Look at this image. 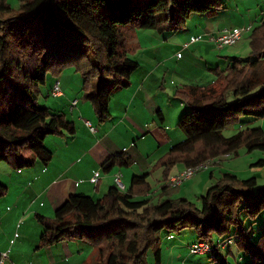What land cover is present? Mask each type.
Returning a JSON list of instances; mask_svg holds the SVG:
<instances>
[{"label": "trees", "instance_id": "obj_1", "mask_svg": "<svg viewBox=\"0 0 264 264\" xmlns=\"http://www.w3.org/2000/svg\"><path fill=\"white\" fill-rule=\"evenodd\" d=\"M19 1L20 8L15 10L0 0V162L7 161L16 169L31 167L38 159L44 163L52 159L44 143L48 135L76 132L64 114L39 104V86L46 83L50 71L75 64L86 78V97L104 122L111 117L112 95L130 85L140 66L131 56L137 48L131 42L134 30L182 31L193 14H206L224 5L222 0ZM246 26L251 27L248 61L237 58L227 70H216L217 78L209 86L177 91L189 109L179 120L184 139L173 144L154 167L164 168L166 180L178 162L193 166L238 153L243 145L249 151L264 150L260 127L224 135L229 122L241 115L264 118V76L257 71L264 62V19L255 27ZM91 77L97 81L87 84ZM229 92L235 101L227 99ZM132 162L122 151L106 160L103 168L109 172ZM255 165L264 166V159ZM147 177L135 174L129 187L120 190L114 185L104 198L72 194L53 218L37 214L43 227L37 247L72 239L73 232L80 230L97 252L95 264H150L146 256L150 247L155 253L153 264H161L158 234L161 237L167 229L168 236L174 237L173 230L192 228L197 241L211 245L209 256L228 264L218 244L231 239L229 233L236 225L238 250L250 256L245 264H264V233L254 242L241 219V214L256 218L264 208V186L258 187L256 177L240 180L233 173H223L202 196L200 208L185 197L152 202L147 196L151 190ZM178 187L167 183L164 195ZM6 191L0 181V197Z\"/></svg>", "mask_w": 264, "mask_h": 264}, {"label": "crops", "instance_id": "obj_2", "mask_svg": "<svg viewBox=\"0 0 264 264\" xmlns=\"http://www.w3.org/2000/svg\"><path fill=\"white\" fill-rule=\"evenodd\" d=\"M224 8L225 5L206 14H199L200 16L195 18L197 25L194 28L186 27L178 32H152L145 41L150 42L151 46L144 45L140 30L138 33V29L133 31L132 34L135 35L133 43H137V47H140L137 53L145 55L146 61L149 62L148 66L144 67L143 61L132 56L140 66L132 74L130 85L115 91L110 100L111 117L106 121L112 119V123L100 121L93 108H82L85 103L81 104L82 100L79 97L68 93V83L62 86L58 80L62 88V94L59 96H53L51 94L53 87L51 88L48 96L58 101L56 112L64 114L67 120L75 125L76 132L70 134L66 130L60 135L46 137L45 146L53 153L48 163L38 159L33 166L23 170L16 169L10 164L3 166L0 163V181L7 186L4 195L5 205L8 202L13 205V208H4V212L0 213V224L1 221H3L2 226L4 222L7 223L0 230V252L10 251V257L4 264H95L97 252L91 243L82 238L80 230L73 232L72 239L38 248L42 225L39 224L40 228L36 226L34 231H31L30 226L35 228L33 220L37 218V214L53 218L55 210L72 194L83 193L94 198L105 195L115 185L114 178L118 173L122 174L127 187L130 186L133 175L148 174L147 180L152 188L154 183L149 175L156 176L155 189L154 191L151 189L147 196L152 198L154 195H159L163 199V187L167 184L164 168L154 167L173 144L182 141L185 137L180 130H167L165 108H177L171 95L174 96L179 86L190 84L192 80L196 85L204 87L214 83L215 79L199 81L198 77L193 75V78L189 71L192 66L191 59L197 56L199 61L205 64L204 67L202 66L204 72L210 68V65H215L213 57L217 52L220 53L222 48L210 40L211 35L224 28L245 25L225 24L227 14ZM192 36H201L202 39L190 43L187 49L181 50L182 44L188 42ZM200 42L203 43L195 45ZM211 47L213 50L209 51ZM179 51H182L181 57L176 56ZM185 52L189 53V60L184 59ZM194 53L198 55L194 56ZM170 80L177 85L176 89L175 86H169L173 89L169 94L164 92L163 97L161 95L163 92L159 90L165 88L167 91ZM174 97L179 98L177 95ZM74 100H77L76 105L72 103ZM63 102L70 103V108H60ZM79 106L81 107L78 108ZM181 106L185 107L183 102ZM77 113L81 115L78 116ZM86 120L94 123L98 128L97 133L91 131ZM176 120L179 123V117L176 116ZM97 121L100 126L96 124ZM122 151L132 157L131 166H115L112 171H105L103 163L112 155ZM222 160L223 158H220V161ZM220 165L221 162H218L213 169H221ZM184 167L185 163L178 162L170 169L169 177L177 174ZM95 174L99 176L97 185L91 181ZM10 227L13 229L9 230ZM19 229L22 230L21 234L18 232ZM16 233L19 234L17 238ZM186 238L187 240L183 239L187 243V246H184L185 264L187 262L216 264L213 262L215 259L209 262L204 255L194 257L190 252V246L197 241V237ZM175 245L178 244L173 243V246ZM226 249L231 253L234 251L230 245L222 250Z\"/></svg>", "mask_w": 264, "mask_h": 264}, {"label": "rangeland", "instance_id": "obj_3", "mask_svg": "<svg viewBox=\"0 0 264 264\" xmlns=\"http://www.w3.org/2000/svg\"><path fill=\"white\" fill-rule=\"evenodd\" d=\"M6 1L15 10H18L20 8L19 0H6ZM223 1L225 5L224 12L227 14V19L224 20L225 24L243 23L245 25H251L255 27L258 24H260L262 19H264V0H223ZM197 16H200V15L194 14L191 21L188 20L189 23L187 22L188 24L186 26L187 29L194 28L197 25V22L195 20ZM139 30L142 34L144 45L151 46L150 42H145V41L149 39V34H151L154 31H158V30L139 28L137 30V33ZM131 42L133 43V40H131ZM202 43L203 42H200L195 45L198 46V45H201ZM135 44L137 45V43ZM139 48L140 47H137L135 50H132L131 56L136 57L140 59L141 61H143L144 62L143 66L147 67L149 60L146 61L145 55L137 53ZM212 50H213V47L209 49V51H212ZM250 52H251V46H250V33H249L246 37H244L237 44L231 45V46H225L224 48L220 49V53L217 52L216 56L213 57V60H215V65L214 66L210 65V68L205 70V72L202 70V66L204 67L205 64L199 61L198 56L194 57V59H191L192 66L190 68L189 73L192 75L193 78L194 76L198 77L199 81H203V79L204 81H208L207 79H210V80L216 79L217 78L216 70L218 69L222 71L227 70L230 66L234 65L237 58L238 60L243 61V62L248 61ZM195 55H198V54L194 53V56ZM184 56H185L184 59L189 60L188 58L189 53L185 52ZM257 71L262 76H264V62L259 66ZM96 79L97 77L89 78L87 81V84H90L92 81L93 82L97 81ZM58 80L62 83V86H64L65 83L69 84L68 93L75 95L76 97H79V99L82 100L81 104L85 103V106H83L82 108H93L91 101L86 97V94H87V91L85 89L86 78L83 75L82 71L78 70L77 66L71 63L63 66L58 72L54 73L50 71L47 74L46 83L40 84L39 86L40 95L38 97V101L41 106L48 107L52 113H57L56 108H58V101L55 100L54 97L48 96V93L50 92L54 83ZM169 86H175L174 88L176 89L177 85H174L170 80L167 85L168 87L167 91H165V88H160L159 91L163 92L161 93L163 97L165 93L169 94V91L173 89V87H169ZM192 86L204 87L201 85H196L195 82L192 80L190 84L179 86L177 90L185 91L186 89ZM176 93L177 91H175L174 96H176ZM174 96L173 94L171 95L172 101L175 102V106L177 108H172V107L165 108L166 113H167V124H166L168 128L167 130L177 129V130H180L184 134L183 129L180 127L178 121L176 120V116L177 118L179 117L180 119L182 114L189 109V106L187 103H185L182 100V98L176 99ZM226 97L230 102H233L236 99V97L234 96L232 92H229L226 95ZM165 101L167 102V98H165ZM181 102L184 103L185 107L181 106ZM80 107L81 106H79L78 108ZM60 108H70V103L63 102V106H60ZM77 115L79 116L81 114L77 113ZM106 122L112 123V119L105 121V123ZM96 124L99 125V121H97ZM258 127L264 129V118H256L250 115H241L235 120L229 122V124L224 130V135L229 137V136L236 134L241 129L258 128ZM222 158L223 160L220 161L221 169H217V168L213 169V167H211L209 169L199 171L192 178L185 180V182L180 187L168 190L166 195H164L163 199L159 195H154L151 198V201L154 203H157L167 198L178 199L181 197H185L189 201L194 203L197 207L200 208L202 207V196L205 194L207 189L211 185L216 183L220 179L222 174L226 172L235 174L240 180L248 179L254 176L257 179L258 187L264 186V166L255 165V163L258 162L260 159H264V150L254 149L252 151H249L247 147L243 145L238 149V153L232 152L230 156L222 157ZM0 163H2L3 166L9 165L7 161H1ZM26 168H30V167H22L21 169L23 170ZM212 173H214V176H212ZM149 176L151 177L154 183V185L151 188L154 191L155 184L157 183L156 176L155 177L151 175ZM105 195H107V193ZM105 195H102L100 197L97 196L98 198L96 199L104 198ZM8 207L10 209L13 208L12 203L8 202L5 205L4 196L0 197V213L4 212L3 209L4 208L8 209ZM34 217H35V214H34ZM35 219L34 220L32 219L33 223L35 224V228L34 226H30L31 231L36 230V226L37 228L38 227L40 228V225H39L40 223L38 222L37 218ZM241 219L244 223V227L249 229L251 238L253 237L254 242H257L259 234L264 233V208L260 211L259 215L256 218H253L251 216H246L245 214H241ZM2 225H3V221H1L0 230H2V227H5L7 223L4 222V226ZM11 229L13 228L10 227L9 230ZM21 229L18 230L19 234L22 233L23 229L22 230ZM42 231H43V228L41 227L40 234L42 233ZM235 233H236V225H233L232 230L229 234H232L230 236L232 239V243L230 246L234 249V251L230 253L229 249L222 250L221 255L224 257H227L228 262H229L228 264H245L250 260V256L246 254L245 252L238 250V246L236 243L238 240V234H235ZM167 234H168L167 229H163L161 237H160V233L158 234V237L160 239L159 245L161 246V249H162L161 264H185L184 263V258H185L184 251L186 250V248L184 249V246L186 247L187 243L183 239L187 240L186 237H189L190 239L196 238L194 229L185 228L181 230H173L174 237L176 238L175 240L169 239ZM229 234H227L226 236H228ZM228 239H225V240H228ZM173 243H177L178 245L173 246ZM146 256H147L148 263L153 264L155 262V253H154L153 247H150L148 249ZM198 256H199L198 254H194V257H198ZM204 256H205L204 258H206V260H208L209 262H212V260H214V258L209 256V254H204ZM213 262L216 264H220L218 260H215ZM190 263L191 262H187V264H190Z\"/></svg>", "mask_w": 264, "mask_h": 264}, {"label": "built area", "instance_id": "obj_4", "mask_svg": "<svg viewBox=\"0 0 264 264\" xmlns=\"http://www.w3.org/2000/svg\"><path fill=\"white\" fill-rule=\"evenodd\" d=\"M250 30H251V27L246 26V25L235 26L233 28H225V29L217 32L216 34L211 35L210 40L213 41L216 44V46H218L219 48H223L225 46L235 45ZM201 39H202L201 36H193L189 42H185L182 44L181 50L187 49L190 43H194V42L199 41ZM181 52L182 51L177 52L176 56L181 57ZM51 94L53 96H59L62 94V88H61V84L59 81H57L54 84L52 91H51ZM72 103H73V105H76L77 100H74ZM86 124L89 126V128L91 129V131L93 133L98 132V128H96V126L94 125V123L92 121L86 120ZM230 155H231L230 153H227L221 157H228ZM221 157L210 158V159L202 161L196 165L184 167V169H182L180 172L169 177L167 180V183L170 184L171 186H181L185 182V180L192 178L193 176L196 175L197 172L202 171V170H206V169H209V168L215 166L218 162H220ZM91 181H92V183L97 185L98 181H99L98 174H95L91 178ZM114 181H115V185L120 190L126 189L127 186L125 185V183L123 181L122 174H120V173L116 174ZM17 237H19L18 233H16V238ZM168 237L172 238L173 235H170ZM12 243H14V240L12 241ZM231 243H232V240L228 239V240H224V241L219 242L218 245L221 249H223V248L227 247L228 245H230ZM190 252L192 254H198V255L212 254V248H211V245L209 243H207L206 241L200 240V241H195L193 244H191ZM9 257H10V251L0 252V264H4L9 259Z\"/></svg>", "mask_w": 264, "mask_h": 264}]
</instances>
